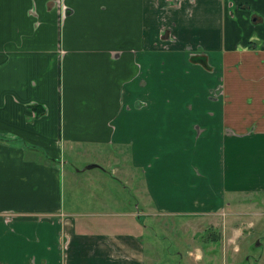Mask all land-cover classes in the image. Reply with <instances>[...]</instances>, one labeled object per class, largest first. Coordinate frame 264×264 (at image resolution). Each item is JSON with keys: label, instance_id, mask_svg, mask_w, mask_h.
Segmentation results:
<instances>
[{"label": "crops", "instance_id": "crops-1", "mask_svg": "<svg viewBox=\"0 0 264 264\" xmlns=\"http://www.w3.org/2000/svg\"><path fill=\"white\" fill-rule=\"evenodd\" d=\"M66 142L126 145L149 199L132 220H208L195 259L225 262L264 195V0H0V264H147L132 222L77 218L118 198L76 176L119 165L73 169L67 207Z\"/></svg>", "mask_w": 264, "mask_h": 264}, {"label": "rangeland", "instance_id": "rangeland-1", "mask_svg": "<svg viewBox=\"0 0 264 264\" xmlns=\"http://www.w3.org/2000/svg\"><path fill=\"white\" fill-rule=\"evenodd\" d=\"M125 146L121 144H92L87 142L78 143L75 146L66 142L63 145L62 160H67L63 167V170H65L63 172L67 207L70 204L72 193V180L74 176L71 171L73 169L77 166L85 168L88 165L87 162L90 160H98L97 162L108 168H112L113 165H119L120 171H117L115 175L117 178H111H116L110 181L111 183L105 178L103 187L101 188L98 184L95 190V187H93V190L88 188L90 186L86 175L88 172H81L79 176H76V183H79L80 186L78 192L82 196L94 193L97 196L103 195L105 197L118 198V203L115 200H110L107 203L95 205V209L90 211V213L78 214L77 218L83 219V221L90 219L93 225L107 222L106 225L111 226L119 221L132 222L131 225L135 226V228L143 230L142 235L146 241L148 252L153 249L152 245L155 247V252L150 254L154 257L148 259L147 264L206 263L205 259L196 260L194 255L195 245L197 243L201 246L205 244L203 243V236L192 237L190 236V232L193 234L194 231L199 230L198 228L202 227L205 223L208 225V220L201 223L199 220H195V222L188 225L185 223L190 230L184 226L185 217L183 216L152 217L144 213L141 217L142 222L138 221L137 223V221L132 220L134 219V216L130 214L132 210L136 211L137 209L142 210L145 208V211H148L147 202H149V199L145 191L143 172L130 164L129 157H120L117 154L118 151L127 150ZM124 170L129 173L125 175L123 173ZM109 174H111L110 171ZM119 177L126 182L127 186H124L125 184L120 182ZM145 197H147V201L144 199ZM251 200L253 201H247L235 208L243 212L242 219H239L237 222L235 221V224L241 226L247 225V227H244L245 231L238 239L240 249L238 250L237 248L236 250L234 248L235 243L228 239L230 234H222L221 249L224 248V251L219 253L221 258H218V263L221 260H225L221 264H264V195L252 198ZM88 209L90 208H83V210ZM218 221L221 222V219ZM140 223L144 225L142 226ZM148 225L149 227L145 228ZM190 249L193 252H190ZM258 258L260 259L258 260Z\"/></svg>", "mask_w": 264, "mask_h": 264}]
</instances>
